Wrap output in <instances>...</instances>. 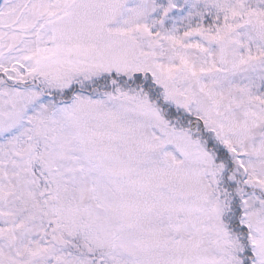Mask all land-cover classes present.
Returning <instances> with one entry per match:
<instances>
[{"label": "snow or ice", "instance_id": "snow-or-ice-1", "mask_svg": "<svg viewBox=\"0 0 264 264\" xmlns=\"http://www.w3.org/2000/svg\"><path fill=\"white\" fill-rule=\"evenodd\" d=\"M0 264H264V0H0Z\"/></svg>", "mask_w": 264, "mask_h": 264}]
</instances>
